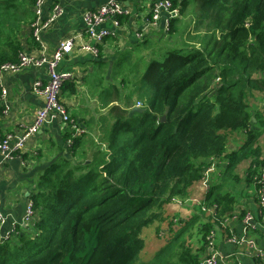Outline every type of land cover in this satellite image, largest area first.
<instances>
[{
	"label": "trees",
	"instance_id": "trees-1",
	"mask_svg": "<svg viewBox=\"0 0 264 264\" xmlns=\"http://www.w3.org/2000/svg\"><path fill=\"white\" fill-rule=\"evenodd\" d=\"M34 3L0 0V66L23 51ZM171 3L179 11L166 28L172 35L190 5ZM192 16V45L150 60L132 81L123 74V87L108 90L119 106L102 117L98 145L86 149L85 128L75 138L67 132L69 156L40 175L31 226L0 239V264H133L145 247L143 231L157 224L159 234L175 203L192 212L178 219L179 229L168 224L164 244L144 264H199L215 229L245 217L236 206V170L249 162L244 184L253 190L264 173V108L251 112L248 103L264 94V0H196ZM132 97L143 111L129 117ZM236 133L245 141L229 152ZM216 160L223 163L220 176L204 186Z\"/></svg>",
	"mask_w": 264,
	"mask_h": 264
},
{
	"label": "crops",
	"instance_id": "crops-1",
	"mask_svg": "<svg viewBox=\"0 0 264 264\" xmlns=\"http://www.w3.org/2000/svg\"><path fill=\"white\" fill-rule=\"evenodd\" d=\"M117 1L126 13L117 19L118 26H115L113 18H110L95 29L96 31H108V35L100 43L88 37L82 17L85 12L97 9L106 4L108 0H47L42 7V19L50 15L54 5H58L61 12L55 21L41 32L40 39L43 47L33 41L27 27L24 28L21 38L24 52L35 57L43 55L46 58L52 56L61 41L72 40V51L57 65V72L67 75L59 94V100L68 109L72 118L77 120L79 126L82 128L84 126L86 129L82 137L85 143H88L86 146L90 148L92 143L95 145L100 143L99 139L107 123L102 117L108 118L109 108L119 106V103L114 101L116 98H107L108 90L113 85L123 87L121 84L124 79L123 74L127 75L128 80H134L133 75L142 73L149 64L147 61L155 57L152 51L156 45L164 41L166 37L173 36V34L166 33L167 16L165 12H160L155 24L152 22L151 7L156 0ZM173 1L178 4L182 1H189L190 6L186 7L181 16L180 24L188 9L191 12L188 18L191 29L190 22L193 19V5L196 0ZM82 46L96 48L97 52L93 54L81 50ZM48 78L46 67H27L16 73L2 75L0 80V138L7 133L19 135L32 123L37 111L43 106L42 98L33 91L32 86L36 81L46 84ZM139 103H135L134 106ZM255 108L251 106L250 111L254 112ZM68 131L71 132L59 121L58 116L51 114L48 122L25 141L23 149L13 158L4 161L0 155V214L4 218L0 224V239L6 235L20 234L24 229L30 228L33 217L26 220V206L36 193L38 179L43 171L52 163L69 156V142L66 138ZM240 134L241 137L237 134V139L233 136L229 140V152L237 149L245 141V135ZM263 138L264 130L258 140L264 156ZM215 162L217 168H222V162L219 160ZM246 163L249 164L245 161L239 167ZM220 173L213 178L219 177ZM237 184H241V180ZM245 189L244 193L236 190V187L234 189L238 195L237 210L241 207L255 217L254 240L258 247L264 249V213L262 217L258 215V201L254 190L246 185ZM172 209L174 210L173 205L168 206L166 213L168 214V211L171 212ZM190 213H181L180 216L184 215L183 217L187 218ZM223 227V229H215L212 246L207 248L203 257L211 251H216L223 258L221 264H237L238 262L255 264L253 259L242 255L241 249L230 242V234L240 236L242 233L239 218L233 216L226 220ZM226 234L229 235L226 236Z\"/></svg>",
	"mask_w": 264,
	"mask_h": 264
},
{
	"label": "built area",
	"instance_id": "built-area-1",
	"mask_svg": "<svg viewBox=\"0 0 264 264\" xmlns=\"http://www.w3.org/2000/svg\"><path fill=\"white\" fill-rule=\"evenodd\" d=\"M47 0H35L33 11L34 20L30 24V31L33 40L42 46L40 39L41 32L49 27L55 19L60 15V7L54 5L52 7L50 15L46 19H42L41 12L42 7ZM166 13L165 28L168 26L169 20L179 17V11L177 7H172L171 0H156L151 7V19L155 24L160 12ZM126 10L119 4L117 0H108V2L95 10L87 11L83 14L82 20L86 26V34L89 38L96 43L102 42L103 38L108 35V31L95 29L103 24L106 20L113 18L114 25L118 26L117 19L124 15ZM73 49L72 40H63L56 47L50 58H46L41 55L35 57L32 54L21 52L18 55L17 61L14 63H5L0 66V80L5 73H16L27 67L42 68L46 67L48 72V81L46 84H42L40 81L34 82L33 91L42 98L43 106L39 109L32 121V123L19 135L7 133L0 138V155L2 159L8 160L13 158L16 153L21 151L24 147L25 141L34 135L44 124L48 122L49 116L55 114L58 116L59 121L70 129L73 138L81 136L85 130L84 127H80L77 120L72 118L65 105L59 100V94L64 81L67 78L66 74L57 72V65L59 62L69 54ZM81 50L96 54V48L89 46H82ZM4 93V92H3ZM137 106H140L139 104ZM68 144L71 141L68 140ZM212 167L205 172L210 173ZM205 180H207L205 178ZM207 181H204L205 186ZM254 195L258 201V215L262 217L264 213V173L258 178L254 188ZM33 217L32 203L29 202L25 210L26 220H30ZM255 217L250 212H246L245 217L241 220L242 233L240 236L231 235L230 242H232L237 248L241 249V254L254 260L255 264H264V249L257 246L254 240L255 233ZM4 221V218L0 214V224ZM6 235L3 239L8 238ZM211 247V246H210ZM209 247V248H210ZM223 258L216 252L211 251L205 257H203L199 264H221ZM237 264H242L238 262Z\"/></svg>",
	"mask_w": 264,
	"mask_h": 264
},
{
	"label": "rangeland",
	"instance_id": "rangeland-1",
	"mask_svg": "<svg viewBox=\"0 0 264 264\" xmlns=\"http://www.w3.org/2000/svg\"><path fill=\"white\" fill-rule=\"evenodd\" d=\"M190 13L191 12L187 9L186 14H185V18L182 19V24L177 26V32H175L171 38L166 37V39L164 41H162L161 43H158L156 45V48L152 51V54H155V57H151L150 60L157 58L159 56L164 57V53L168 50L181 49L182 47L185 48L184 45H186V44L192 45V42H190V39H191L190 37H192L194 35V32H192L193 29L192 28L190 29L189 24H188V18L190 16ZM190 23L192 25V21ZM30 33H31V31H30ZM31 37H32V35H31ZM32 39H33V37H32ZM20 53L21 52H19V54ZM150 60L147 62H150ZM147 67L148 66L145 67L144 71L146 70ZM255 96H257V99L255 100L251 97L248 99V103H250V106H255L258 109H263L264 108L263 107L264 101L261 104L258 102V100H260V99L264 100V94L255 93ZM136 100L137 99H135L134 97H132V99H131V101L133 103H137ZM260 101H262V100H260ZM139 105H140V103H139ZM112 121H114V115H112ZM237 134L240 135V137H241L240 133H236L233 135L235 139H237V136H236ZM99 140L97 139V141H99ZM244 140H245V136H244ZM262 142H263V146H264V138L262 139ZM242 144L243 143H241V145ZM89 148L90 147L87 145L86 149H89ZM211 167L213 170L210 173L204 172V174H203L204 181H207V183L211 180V178H213L217 173H219L221 171V168H217L218 166L216 164H212ZM247 167H248V164L246 163L242 167H239L236 170V174L238 175V177H240L239 179L241 180V184L236 185V190L242 191L243 193H244V191H246L245 184H244V176H245ZM205 178L207 180H205ZM202 190H203V187L200 189L198 188L195 191L194 197H197L198 200L201 199ZM193 192H194V190L192 191V194H193ZM192 194H191V196H192ZM177 202L179 203V201H177ZM186 204H189V201H186ZM173 207H174V210L172 209L171 212L168 211V214H166V212H165V217L167 218V220L160 225V229H162V230L160 231L159 234L156 232V229L158 226L157 224H153L152 226L146 228L143 231V238L145 240V247L139 253L138 257L135 259L133 264H144L149 259H151L152 256L155 254V252L164 244V238L166 236V231L168 229L167 227H169L168 224L169 223L173 224V222H174V225L171 228L177 230L180 227H182V223L179 224L178 219H181L182 221L186 220V218L184 219V217H183V219L180 218L181 213L189 214L190 212H192L191 211V208H192L191 205H189L187 207L188 209H185V208H180L179 204L175 203V204H173ZM176 213L178 214V217L174 218V216H175L174 214H176ZM195 245L197 246V244H195V243L192 245L193 249H194V247H196Z\"/></svg>",
	"mask_w": 264,
	"mask_h": 264
},
{
	"label": "water",
	"instance_id": "water-1",
	"mask_svg": "<svg viewBox=\"0 0 264 264\" xmlns=\"http://www.w3.org/2000/svg\"><path fill=\"white\" fill-rule=\"evenodd\" d=\"M142 109L141 107H137V106H134L130 109L129 113H128V116L131 117L133 116L134 114L136 113H142ZM254 120V119H253ZM161 122H164L165 121V117L162 116L161 119H160Z\"/></svg>",
	"mask_w": 264,
	"mask_h": 264
}]
</instances>
